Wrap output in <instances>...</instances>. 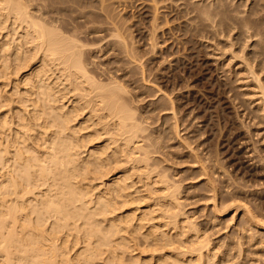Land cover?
<instances>
[{"label":"bare ground","instance_id":"obj_1","mask_svg":"<svg viewBox=\"0 0 264 264\" xmlns=\"http://www.w3.org/2000/svg\"><path fill=\"white\" fill-rule=\"evenodd\" d=\"M32 1L38 0H0V264H186L173 232L157 223L153 200L143 204L147 198L159 199L154 185L162 181L167 209L160 216L166 213L174 221L183 214L176 209L182 202L176 195L179 183L170 184L172 179L161 170L158 179L152 177L160 163L154 155L159 140L144 134L147 128L127 95L126 74L117 71L107 81L98 78L83 56L84 44L64 33L57 23L59 15H52L63 0H39L34 5ZM100 1L103 11L108 0ZM89 14L92 11L83 15ZM154 18L157 21L156 14ZM243 22L246 27L260 25L252 15ZM117 25L115 33L121 37L124 27ZM255 53L260 57L264 47ZM261 65L264 68V60ZM256 80L263 81L260 75ZM260 85L264 96V84ZM139 171L145 175L144 187L136 185L135 174L144 176ZM211 240L199 236L194 241L197 264H206Z\"/></svg>","mask_w":264,"mask_h":264},{"label":"rangeland","instance_id":"obj_2","mask_svg":"<svg viewBox=\"0 0 264 264\" xmlns=\"http://www.w3.org/2000/svg\"><path fill=\"white\" fill-rule=\"evenodd\" d=\"M152 1L148 0L155 5H149L146 0H108L105 9L100 11V0H63L56 3L52 15H59L57 23L64 33L73 34L76 41L80 39L77 41L81 42L80 46L85 45L83 56L98 78L107 81L117 71L126 74L127 90L131 91L127 95L148 129L144 134L152 133L159 140L160 147L154 155L161 165L157 164L151 176L158 179L156 174L161 170L172 179L170 184L179 183L181 188L176 195L182 202L176 209L183 214L174 221L166 213L160 216L167 209L164 197L167 192L162 181L154 185L159 199L158 196L147 198L148 202L145 199L143 204L153 202L152 206L157 209L155 215L159 216L157 223L166 224L162 228L173 232L176 250L185 255L186 264L198 263L193 246L199 236L212 239L206 264H264V112H261L264 96L263 89L260 91V84H264L261 65L264 54L259 57L255 53L264 47V0ZM35 2L40 1L31 3ZM106 9L111 15L107 16ZM85 11L92 14L84 16ZM249 15L257 17L260 25L246 27L243 19ZM110 17L118 28L124 27L121 37L115 33L116 25ZM122 38L127 40L123 42ZM118 41L123 43L120 45ZM247 59L250 61L245 62ZM247 63L254 64L251 67L256 75ZM248 67L252 72H248ZM259 75L263 81L258 84L256 76ZM175 131L180 134L176 135ZM135 175L136 185L143 186L145 175L141 178ZM183 218H187L188 226Z\"/></svg>","mask_w":264,"mask_h":264}]
</instances>
